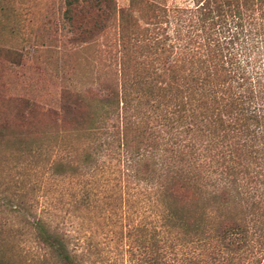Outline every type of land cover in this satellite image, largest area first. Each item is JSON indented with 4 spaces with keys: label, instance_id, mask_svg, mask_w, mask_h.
Returning <instances> with one entry per match:
<instances>
[{
    "label": "trees",
    "instance_id": "16d2710c",
    "mask_svg": "<svg viewBox=\"0 0 264 264\" xmlns=\"http://www.w3.org/2000/svg\"><path fill=\"white\" fill-rule=\"evenodd\" d=\"M54 26L51 44L87 52L102 39L116 67L104 64L108 70L86 82L74 69L66 81L53 55L28 49L21 34L12 48L0 44V153L11 169H26L33 156L43 159L39 177L75 185L82 171L117 155L119 178L99 210L123 209L124 192L141 188L170 253L188 250L197 264H258L264 0H190L170 9L144 0L127 8L65 0ZM91 196L86 185L72 203L89 208ZM13 206L25 222L22 235L47 264H92L91 246L77 244L63 220H47L44 211L27 220L22 206ZM149 236L154 246L157 236ZM17 249L0 243V264H22Z\"/></svg>",
    "mask_w": 264,
    "mask_h": 264
},
{
    "label": "rangeland",
    "instance_id": "374dc122",
    "mask_svg": "<svg viewBox=\"0 0 264 264\" xmlns=\"http://www.w3.org/2000/svg\"><path fill=\"white\" fill-rule=\"evenodd\" d=\"M114 1L119 8H127L131 0ZM144 1L170 9L187 5L190 0ZM64 8L65 0H0V44L12 48L21 34L28 49L37 45L41 56L53 55L55 66L66 81L73 77L74 69L82 82L91 76L94 80L100 71L108 70L104 64L115 66V61L106 60L109 47L102 39L87 52L72 46L63 48L58 42L51 44L56 38L54 23L61 19ZM112 31L116 33V28ZM114 36L110 38L113 40ZM4 81L0 69V82ZM159 152L164 153L161 147ZM6 159L0 153V243L18 245V252L23 250L18 255L22 264L47 263L31 236L22 235L21 225L25 222L14 215L13 205L22 206L21 213L27 220L38 217L42 211L47 220H63L64 228L78 239L77 244L91 246L92 264H197L198 257L192 258L188 250L173 254L167 249L164 230L150 206L148 191L130 186L122 197L123 209L119 205L103 212L98 209L104 203L103 196L119 178L121 161L117 155L88 175L82 171L75 185L55 184L49 175L39 177L43 159L28 157L26 169H11L12 164ZM86 185L92 195L89 208L80 202L72 203L84 195ZM149 213H153L152 221ZM152 233L157 236L154 246L149 239ZM258 258V264H264V254Z\"/></svg>",
    "mask_w": 264,
    "mask_h": 264
}]
</instances>
